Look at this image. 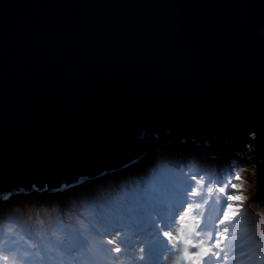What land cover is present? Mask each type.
<instances>
[{
  "label": "water",
  "instance_id": "obj_1",
  "mask_svg": "<svg viewBox=\"0 0 264 264\" xmlns=\"http://www.w3.org/2000/svg\"><path fill=\"white\" fill-rule=\"evenodd\" d=\"M261 125L264 0H0V203L121 171L156 143L251 160ZM250 165L264 223V159Z\"/></svg>",
  "mask_w": 264,
  "mask_h": 264
},
{
  "label": "rangeland",
  "instance_id": "obj_2",
  "mask_svg": "<svg viewBox=\"0 0 264 264\" xmlns=\"http://www.w3.org/2000/svg\"><path fill=\"white\" fill-rule=\"evenodd\" d=\"M226 154L222 157L199 155L195 149L177 150L171 145L156 143L150 146L149 152L140 162L121 171L113 170L101 177L90 178L64 195L60 196L57 195L59 192H52L0 203V245L16 247L13 241H19V236H25L27 239L28 232L45 236L57 231L69 234L74 231L77 224L81 228L98 220L102 215L111 216L118 211L135 208L147 202H158L167 206L169 211H173L170 208H176L169 204V200L176 199L174 195L176 189L191 184L197 186L203 196V199L188 197V202L193 204L189 214L196 216L204 229L199 238L206 240L207 233L214 234V229L220 232L224 227L229 229L228 238L222 244L221 259H212L210 264H250L240 253L247 252L253 243L264 248V223L259 217L254 200L253 170L249 162V153L247 156L236 154L234 151ZM251 154L249 156H253L254 153ZM235 158L241 163L231 167ZM142 162H146L143 173L138 166H135ZM228 165L230 166L226 167ZM232 172L241 174L243 179L236 181L230 176ZM161 174L164 175L163 179L159 176ZM192 176H197V180H191ZM201 177L205 181L203 186L199 185ZM217 178H228L232 182L242 184L245 197L237 216L224 225H220L218 219L223 215L226 196L219 193ZM91 183H94L91 189L84 187L85 184ZM117 183L128 188L124 187L122 190L121 187L113 194L102 190L109 185L119 188ZM208 187L213 188L212 193L207 191ZM88 196L91 198L89 199ZM204 200H207V203ZM196 204L200 207H195ZM88 206L94 209L89 210ZM181 207L186 209L187 204ZM71 209L76 212H71ZM91 213L93 217H89ZM187 222L193 223L191 220ZM180 223L177 215L173 226L178 227ZM9 229L12 231L10 232ZM126 235L130 234L126 233ZM166 255L171 257L173 253L169 252ZM225 256H227L226 260ZM165 264H171L170 260Z\"/></svg>",
  "mask_w": 264,
  "mask_h": 264
},
{
  "label": "snow or ice",
  "instance_id": "obj_3",
  "mask_svg": "<svg viewBox=\"0 0 264 264\" xmlns=\"http://www.w3.org/2000/svg\"><path fill=\"white\" fill-rule=\"evenodd\" d=\"M251 136L253 139L246 143L249 148L253 143L257 145L254 149L256 157L249 161L255 167L264 159L260 155V149L264 147V125L251 130ZM262 175L264 169L257 168L260 184L255 199L258 202L264 199ZM230 176L236 181L243 179L235 172ZM191 180L196 181L197 176H192ZM216 183L219 193L226 196L223 215L218 219V223L224 225L237 216L245 197L240 183L228 178H217ZM199 185H205L202 177ZM207 191L212 193L213 188L208 187ZM174 195L181 206L187 204L186 209L169 211L167 206L158 202H147L111 216L102 215L69 234L57 231L45 236L28 232L27 239L19 236V241H13L16 247L0 245V264H165L169 260L171 264H210L212 259H221L222 244L228 238L229 229L224 227L222 232L214 229V234L208 232V238L201 239L204 229L197 217L189 214L193 204L188 202V197L203 199L199 188L189 184L176 189ZM177 215L181 223L174 227ZM189 220L193 223H188ZM169 252L173 253L171 257L166 255ZM240 255L250 264H264V248L259 244L253 243Z\"/></svg>",
  "mask_w": 264,
  "mask_h": 264
},
{
  "label": "trees",
  "instance_id": "obj_4",
  "mask_svg": "<svg viewBox=\"0 0 264 264\" xmlns=\"http://www.w3.org/2000/svg\"><path fill=\"white\" fill-rule=\"evenodd\" d=\"M202 157V156H201ZM201 159H203V158H201ZM222 161H224V162H226V160H224V159H222ZM212 162V161H211ZM145 163L146 162H142L140 165H135V166H138L139 167V169H142L143 167H144V165H145ZM227 163V162H226ZM231 163V162H230ZM239 163H241V161H237V160H234V162H232L231 164H233L231 167H233L235 164H239ZM212 164H215L214 162H212ZM218 164V163H217ZM216 164V165H217ZM230 165H228V166H226V167H229ZM172 168H173V166H171ZM219 169H220V167H219ZM218 169V170H219ZM156 171H158V170H156ZM142 173L144 172V171H141ZM93 181H95V180H93ZM85 183V182H84ZM98 183V182H97ZM83 184V183H82ZM99 185L101 184V183H98ZM93 185H94V183H91V184H85L84 185V187H90V189L93 187ZM119 188H116L115 186H111V185H109V186H106V188H104V189H102V190H105V191H107V192H109L110 194H113V193H117L118 192V190L121 188L122 190L124 189V187L125 188H128V186H122V184H119V183H117L116 184ZM74 188H76V187H74ZM74 188H71V189H68V190H64V191H60L57 195H64V194H66V193H69V192H71ZM88 198L90 199L91 198V196H88ZM169 204L170 205H173V206H175V207H178L179 206V203L177 202V199H174V198H171L170 200H169ZM93 205V204H92ZM94 206V205H93ZM88 208H89V210H92V209H94V208H92L91 206H88ZM71 212H76L74 209H71L70 210ZM89 217H93L92 216V213H91V215L89 216ZM76 229H79V226H78V224L74 227V230H76Z\"/></svg>",
  "mask_w": 264,
  "mask_h": 264
},
{
  "label": "bare ground",
  "instance_id": "obj_5",
  "mask_svg": "<svg viewBox=\"0 0 264 264\" xmlns=\"http://www.w3.org/2000/svg\"><path fill=\"white\" fill-rule=\"evenodd\" d=\"M235 159H236L237 161H240V160H239V159H237V158H235ZM143 169H144V168H142V169H140V170H141V171H143ZM174 174H176V173H174ZM159 176H160V178H161V179H163V177H164V175H163V174H161V175H159ZM55 219H56V218H54V220H55ZM57 223H59V222H57Z\"/></svg>",
  "mask_w": 264,
  "mask_h": 264
}]
</instances>
